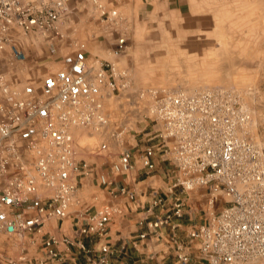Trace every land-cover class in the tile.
I'll return each instance as SVG.
<instances>
[{
    "label": "built area",
    "instance_id": "1",
    "mask_svg": "<svg viewBox=\"0 0 264 264\" xmlns=\"http://www.w3.org/2000/svg\"><path fill=\"white\" fill-rule=\"evenodd\" d=\"M71 1L0 0V65L26 57V38L62 37ZM126 47V36L119 35L113 55ZM117 75L114 61L89 65L83 44L65 67L38 83L20 86L19 76H8L0 66V264H111L119 259L127 243L98 240L123 214L117 199L140 203L135 189L116 177H130L138 161L144 173L152 174L157 159L168 182L163 190L153 188L158 216L133 238L135 247L152 229H158L161 240L162 229L169 227L167 247L174 264H264V148L246 135L250 114L240 94L220 86L193 93L152 89L146 143L137 155L125 148L109 171L101 172L79 157L71 129L107 125L99 95L104 85L119 89ZM107 149L102 143L95 152ZM94 174L112 199L101 207L77 200L79 181ZM202 187L211 188L212 199L224 192L228 200L219 211L206 213L209 220L182 241L176 219L185 215L191 191ZM129 264L149 262L144 257Z\"/></svg>",
    "mask_w": 264,
    "mask_h": 264
},
{
    "label": "rangeland",
    "instance_id": "2",
    "mask_svg": "<svg viewBox=\"0 0 264 264\" xmlns=\"http://www.w3.org/2000/svg\"><path fill=\"white\" fill-rule=\"evenodd\" d=\"M70 7L71 15L61 24L62 37L26 38V57L0 66L8 76L18 75L22 86L65 67L82 44L89 65L115 62L119 89L104 85L99 95L107 125L99 130L71 129L79 157L94 169L108 172L111 161L125 148L144 146L152 89L193 93L220 86L235 90L250 114L246 135L264 148V0H72ZM122 34L127 47L116 57L113 43ZM102 143L109 149L96 153ZM125 178L117 175L116 180L122 183ZM191 194L195 197L190 202L198 209L196 219H204L202 224L209 220L206 213L219 211L228 200L224 192L212 199L215 193L210 187ZM77 200L100 207L110 201L97 174L79 181ZM167 241L161 245L165 249L161 259L168 257L166 263L174 264Z\"/></svg>",
    "mask_w": 264,
    "mask_h": 264
},
{
    "label": "crops",
    "instance_id": "3",
    "mask_svg": "<svg viewBox=\"0 0 264 264\" xmlns=\"http://www.w3.org/2000/svg\"><path fill=\"white\" fill-rule=\"evenodd\" d=\"M179 7L178 5L176 6ZM140 149L134 150V152H139ZM163 162L157 159V169L152 174H146L140 169V163L138 161L135 170L130 177H126L122 184H128L131 188L135 189L137 201L140 203L139 206L136 202L126 198L120 197L117 199L119 205L123 209V214L117 216L109 225V231L105 239L98 240V244L103 241H109L116 246H120L122 243H127V252L119 257V259L114 260L111 264H129L135 263L139 259L146 257L149 264H156L161 258H163L162 249L163 245L170 235V228L164 227L162 229V242L158 243V235L155 231L158 229H152L150 231L149 237L141 240V245L135 247L133 245V238L137 237L138 234L146 228V224L149 221H154L158 216V206L153 207V188L158 191V188L162 190L166 187V181L163 179ZM107 195L111 201V196L107 190ZM190 200L194 195L190 193ZM195 197V196H194ZM198 209L193 206L190 202L185 208V215L176 219L179 223L177 228V234L180 237L187 236L188 232L194 227L202 224L204 219H196ZM143 221V225L140 222ZM158 233V232H157ZM168 256V255H167ZM169 259L168 257H165ZM170 260V259H169Z\"/></svg>",
    "mask_w": 264,
    "mask_h": 264
}]
</instances>
